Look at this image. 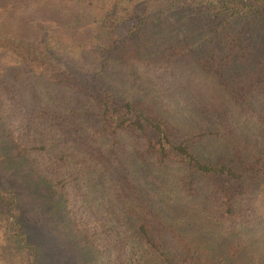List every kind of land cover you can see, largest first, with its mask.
<instances>
[{"label":"trees","instance_id":"16d2710c","mask_svg":"<svg viewBox=\"0 0 264 264\" xmlns=\"http://www.w3.org/2000/svg\"><path fill=\"white\" fill-rule=\"evenodd\" d=\"M163 9L175 28L186 21L187 27L200 30L194 50L195 56L209 62L204 69L239 77L262 65L252 93L264 89V0H164ZM132 11L135 14L119 38L138 49L147 9ZM107 21L108 16L103 17L95 40L99 64L86 70L95 81L80 83L73 76L81 69L70 64L71 96L65 97L69 89L63 88L44 95L50 84L42 78L36 81L44 93L32 91L30 98L18 92L3 95L0 90V106L8 118L16 117L17 132L7 135L18 146L17 154L25 156L50 182V191L60 195L70 222L101 264H264L261 146L243 130L227 127L230 121L222 112L207 115L199 124L196 109L193 114L176 109L179 96L165 109H172L175 128L186 134L182 138L163 120L138 109L119 89L122 81L101 74L104 60L110 55L117 58L122 47L101 41L103 31H112ZM77 58L78 64L79 59L84 61ZM152 68L158 82L175 86V69ZM25 83L30 86V81ZM250 83L255 82L244 81ZM263 100L250 94L242 100L246 123L264 126ZM21 109L25 110L20 117ZM26 109L37 114L49 109L57 118L51 122V116L39 114L43 120L37 121ZM62 118L76 125L64 129L69 141L62 132ZM31 121L36 126L30 127ZM128 206L137 210L135 220L125 214ZM21 212L16 193L0 186V264L5 250L10 255L18 251L20 264H36L37 252ZM242 239L250 254L234 259L230 245Z\"/></svg>","mask_w":264,"mask_h":264},{"label":"rangeland","instance_id":"374dc122","mask_svg":"<svg viewBox=\"0 0 264 264\" xmlns=\"http://www.w3.org/2000/svg\"><path fill=\"white\" fill-rule=\"evenodd\" d=\"M163 5L164 0H0L1 94L14 96L18 92L30 98L32 91L44 93V88H40L36 81L42 78L50 84V91L44 95L63 88L69 89L64 91V96H71L74 91L68 69L70 64L74 69H81L80 75L73 77L87 85L92 79L86 70L93 71L99 64L95 48L100 33L98 27L103 17L108 16L107 25L112 31H103L100 39L106 43H122V47L117 58L110 55L104 60L101 74L122 81L119 89L138 109L163 120L178 138L186 134L175 128L170 115L172 109H165L174 96L180 98L176 109L189 114H193V109L197 110L198 115L194 118L199 124L206 120L205 117L222 112L230 121L227 127L231 126L238 133L243 130L253 143L261 146L258 154L264 156V126L246 123L245 108L242 109V100L248 94L264 99L263 88L252 93L262 65L243 72L239 77L236 73L219 76L210 68L204 69L203 65L209 62L195 56L197 50H194V46L200 43V30L187 27L186 21L180 29L175 28ZM143 6L147 9L143 41H139L140 46L136 49L128 39L119 37L127 30L129 17L135 14L132 10ZM77 57L84 61L79 59L78 64ZM152 65H161L159 71L175 69L178 74L175 86L169 88L158 82L152 74ZM2 68L6 70L3 72ZM36 73L38 78H35ZM247 80L255 83L247 86L244 84ZM26 81H30L29 87ZM24 110L17 114L21 117ZM6 111L0 106V186L17 195L21 216L28 228V240L37 252L36 264H101L70 222L60 195L52 193L50 182L36 172L25 156L17 154L18 146L7 135L17 132L16 117L11 115L12 119L8 118ZM26 111L28 117L35 116L37 121L43 120V117L38 118L39 114L51 116V122L57 118L49 109L39 114L34 109ZM60 122L69 141V132L64 129L76 125L69 124L64 118ZM29 126H36V121H31ZM80 135L84 137L85 134ZM16 141L19 142L18 137ZM81 161L87 164V160ZM125 214L131 220L138 217L137 210L131 206L125 209ZM230 246L234 259H246L250 254V246L243 239ZM4 252L10 262L3 257L5 261L1 264H20L16 258L18 251L11 255L8 250Z\"/></svg>","mask_w":264,"mask_h":264}]
</instances>
